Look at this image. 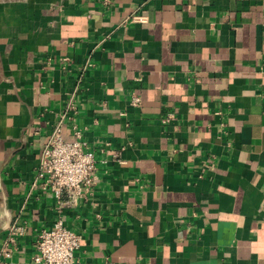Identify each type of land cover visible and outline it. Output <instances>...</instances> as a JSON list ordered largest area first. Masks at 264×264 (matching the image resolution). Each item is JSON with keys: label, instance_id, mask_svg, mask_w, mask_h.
Wrapping results in <instances>:
<instances>
[{"label": "crops", "instance_id": "0c3cea01", "mask_svg": "<svg viewBox=\"0 0 264 264\" xmlns=\"http://www.w3.org/2000/svg\"><path fill=\"white\" fill-rule=\"evenodd\" d=\"M59 120L97 161L77 264H264V0H0V264L57 217Z\"/></svg>", "mask_w": 264, "mask_h": 264}, {"label": "built area", "instance_id": "2783aa9c", "mask_svg": "<svg viewBox=\"0 0 264 264\" xmlns=\"http://www.w3.org/2000/svg\"><path fill=\"white\" fill-rule=\"evenodd\" d=\"M140 16H132L136 20ZM138 106L140 98L132 96ZM171 116V115H170ZM61 120L56 122L41 148L33 186H39L53 199L56 219L48 229H41L36 238L32 260L35 264H77L76 252L80 247V235L62 222L65 210L75 207L94 190L98 176L96 157L82 139V132L74 128L73 140L61 135ZM21 234L22 227L9 228ZM8 254V253H6Z\"/></svg>", "mask_w": 264, "mask_h": 264}]
</instances>
